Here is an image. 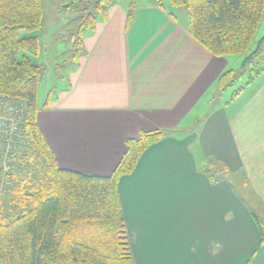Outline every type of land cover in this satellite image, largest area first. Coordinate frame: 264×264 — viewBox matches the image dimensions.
<instances>
[{
  "label": "crops",
  "instance_id": "0c3cea01",
  "mask_svg": "<svg viewBox=\"0 0 264 264\" xmlns=\"http://www.w3.org/2000/svg\"><path fill=\"white\" fill-rule=\"evenodd\" d=\"M145 8L130 30L75 60L57 101L38 102V124L62 169L98 176L141 130L168 131L118 182L134 264H264L254 219L264 213L227 177L264 210V71L225 93L218 78L238 60L196 41L188 12Z\"/></svg>",
  "mask_w": 264,
  "mask_h": 264
},
{
  "label": "trees",
  "instance_id": "16d2710c",
  "mask_svg": "<svg viewBox=\"0 0 264 264\" xmlns=\"http://www.w3.org/2000/svg\"><path fill=\"white\" fill-rule=\"evenodd\" d=\"M113 1L91 0L89 5L106 13ZM153 1L163 6L162 0ZM170 2L187 9L191 35L214 56L245 55L240 69L219 76L221 90L246 75L245 84L234 90L237 96L264 71V37L251 50L264 17V0ZM90 7L85 8L83 21L94 27L93 12L87 14ZM42 16V0H0V94L26 101L24 132L28 137L17 173L5 180L1 190L0 264H134L118 182L133 172L143 152L168 131L141 130L128 139L110 175L62 169L37 121L43 72L31 57L39 55L41 46L38 37L28 33L41 26ZM79 43L75 57L82 49L81 39ZM210 179L219 180L214 170ZM254 219L264 247V223L258 216ZM99 231L106 232L110 242Z\"/></svg>",
  "mask_w": 264,
  "mask_h": 264
},
{
  "label": "rangeland",
  "instance_id": "374dc122",
  "mask_svg": "<svg viewBox=\"0 0 264 264\" xmlns=\"http://www.w3.org/2000/svg\"><path fill=\"white\" fill-rule=\"evenodd\" d=\"M91 0H42L43 16L42 24L38 29L32 30L29 35L37 36L40 42V53L37 56H32L33 62L37 63L43 72L39 82L38 88V102L43 104L47 102L50 97L55 100L58 92L68 85V80L72 72H74L76 65L75 58L90 56L91 48L99 47V44H107V38L111 35L116 36L119 31H126L131 27L136 19V13L143 11L145 13L146 6H151L152 3H157L153 0H114L112 5L106 10H94L90 7ZM163 5L167 7L168 11L172 8L173 11L180 10L188 12L185 7H175L170 3V0H162ZM71 4L67 6V4ZM74 4H78L75 6ZM90 7L87 14L93 12L95 17L94 27L84 24L85 8ZM188 14V13H186ZM189 19V14L187 15ZM183 14V17L186 18ZM130 17V19H129ZM182 17V20L184 21ZM184 23V22H183ZM189 23V22H188ZM110 25V28H109ZM189 25V24H188ZM130 30V29H129ZM264 37V17L256 33L251 50H254L259 41ZM82 40V49L75 57L76 44ZM253 48V49H252ZM130 49V46H129ZM123 55H126L125 46H121ZM264 51V45H263ZM245 55L234 54L230 58L237 61V68L240 69ZM234 61V60H232ZM236 63V61H235ZM239 67V68H238ZM65 81V82H64ZM239 82L235 85L227 87L226 91L232 93L233 89L237 87ZM53 95V96H52ZM226 97V94H225ZM57 101V100H55ZM237 188L238 193L246 199L251 209L263 215L264 210L262 204L258 199L247 191V188L240 182L238 177L236 180L232 175H228ZM89 233V231L87 230ZM103 235L105 242H110L108 234L104 231L100 232Z\"/></svg>",
  "mask_w": 264,
  "mask_h": 264
},
{
  "label": "built area",
  "instance_id": "2783aa9c",
  "mask_svg": "<svg viewBox=\"0 0 264 264\" xmlns=\"http://www.w3.org/2000/svg\"><path fill=\"white\" fill-rule=\"evenodd\" d=\"M26 113V101L0 94V196L5 180L17 173L19 158L28 144Z\"/></svg>",
  "mask_w": 264,
  "mask_h": 264
}]
</instances>
